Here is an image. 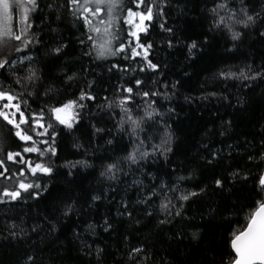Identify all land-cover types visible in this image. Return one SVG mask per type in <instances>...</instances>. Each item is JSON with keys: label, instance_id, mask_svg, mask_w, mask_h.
Segmentation results:
<instances>
[{"label": "snow or ice", "instance_id": "6c2138e0", "mask_svg": "<svg viewBox=\"0 0 264 264\" xmlns=\"http://www.w3.org/2000/svg\"><path fill=\"white\" fill-rule=\"evenodd\" d=\"M257 2L196 0L191 10L199 9L207 21V33L227 36L236 47L244 30L254 29L257 24L264 26V2L256 11ZM189 3L190 0H0V121L8 129L7 133L0 131V204L39 202L50 192V186H55L54 178L61 170L73 176L83 170L99 169L101 187L88 196L85 205L92 208L97 201H107L106 214L99 220H84L73 202L65 205L59 216L43 218L46 234L55 239L73 215L83 220L71 228V243L87 264H107V256H115L104 245L101 234L118 232L116 221L140 225L139 217L150 220L160 215L163 218L157 221V228L161 230L178 220L190 223L195 217L187 215L186 203L191 204L193 198L207 196L210 191L231 193L238 184L247 186L249 181L252 198L245 225L226 233L225 248L219 254L209 245L207 253L211 255L206 253L198 264H264V126L253 134V139L232 143H225L231 139V120L223 121V130L218 133L214 127L208 128L206 136L218 134L225 141L216 147L202 144L205 155L200 160L210 175L208 183L198 186V190L182 187L191 174L174 176L180 171L175 166L158 168L156 173L148 170L160 159L167 164L170 154H175V136L169 121L177 115L171 105L181 85L180 80L164 78L162 68L167 65L156 61L160 45L151 37L154 33L167 34L161 41L167 49L183 43L186 59L196 58L209 42V35L205 34L202 41L184 38L178 28L168 26L172 10L184 15ZM69 18L70 23H65ZM62 27L75 29L78 34L66 40ZM259 36L264 38V31ZM70 48L79 49L78 58L71 64L59 65L61 75H46L43 65L49 60L61 61ZM85 58L88 65L83 63ZM77 64L79 71L73 72ZM96 67L109 74L107 80L103 73L95 72ZM113 76L115 82H110ZM214 79L223 85L222 91L202 93L198 99H216L232 107L229 82H233L232 87L239 82V87L251 91L255 81L264 82V63L225 64L214 73ZM73 83L77 90L70 93L69 87H56ZM101 92L110 94L101 97ZM184 99L190 103L197 98ZM36 100L41 103L33 109ZM237 106L245 105L237 98ZM86 117L87 145L79 138L72 144L73 154L80 158L56 163L60 159V137L77 131ZM108 124L112 126H99ZM98 140L110 146L100 155L90 151ZM129 190L135 191V200L127 195ZM218 214L219 208L209 205L207 213L199 215L201 221L211 223ZM14 229L13 224L9 230L12 237L17 235ZM42 230V226L31 228L33 233ZM191 236L203 240L199 231ZM168 239L182 244L185 228L174 231ZM121 242L123 247L118 251L123 255L114 258L113 264H172L165 256L157 258L147 241L131 245L130 236L122 235ZM35 260L34 255L27 256L29 264Z\"/></svg>", "mask_w": 264, "mask_h": 264}, {"label": "trees", "instance_id": "16d2710c", "mask_svg": "<svg viewBox=\"0 0 264 264\" xmlns=\"http://www.w3.org/2000/svg\"><path fill=\"white\" fill-rule=\"evenodd\" d=\"M262 2L264 0H258L254 10L259 11ZM195 3L196 0H190L189 10L184 15H179L173 9L168 20V26L178 28L180 30L178 34L184 38L202 41L205 34L209 35V42L203 45V51L199 52L196 58L186 59L187 49L184 48L183 43L172 49H167L161 43L167 38V34L156 35L154 33L151 37L160 45L156 49V61L167 65L166 68H162L165 73L164 78L169 81L180 80L181 85L177 96L174 97V103L171 105L176 108L177 115L169 121L175 136L172 144L175 154H170L167 164L163 159H160L148 170L156 173L158 168L164 170L175 166L180 171L173 173L174 176H189L191 174L189 179L182 182V187L190 190H198V186L208 183L210 172L202 167L203 162L200 160V156L205 155L202 144L208 143L210 147H216L221 141H225V137L218 134L206 136L205 133L208 128L214 127L215 132L218 133L223 130L221 128L222 122L231 120L232 128L229 132L231 139L225 143H232L245 138L253 139V134L261 131L262 126H264V82L262 81H255L251 86V91L239 87V82H235L237 87H232L233 82H229L232 107L225 106L216 99L209 101L198 99L202 93H219L222 91L223 85L214 79V73L223 65H242L244 63L260 65L264 63V38L259 36V32L264 31V26L257 24L254 29L244 30L245 34L242 40L237 42L236 47H233L232 41L227 36L220 33H207L208 24L199 14V9L191 10ZM65 23H70V18ZM62 32L66 40L73 39L78 34L75 29L68 31L63 27ZM229 48H232L231 52L227 51ZM78 55V48H70L66 57L62 58L61 61H47L43 65L45 74L61 75L59 65L71 64L78 58ZM83 63L88 65L89 60L85 58ZM79 68L80 65L77 64L76 67L72 68V71L78 72ZM94 70L96 73H103L105 80L108 79L109 74L104 73L102 67H96ZM185 73L188 75L185 76ZM87 79H93V76H88ZM110 82H115L114 76ZM56 87L61 88V90L64 87H69V93L77 90L75 83L71 86L57 84ZM108 94L110 93H100L101 97ZM185 96L197 99L189 103L185 101ZM237 98L245 106H237ZM57 99H63V96H58ZM40 103V100H36L32 103V108H38ZM168 106L167 103L164 104L165 108ZM93 111H95V106H93ZM99 126L111 127L112 125ZM88 128L89 120L86 117L77 131L71 135L60 137V159L56 163H62L65 159L80 158L73 154L75 150L72 149V144L75 142V138H79L81 143L87 145ZM0 131L4 133L8 131L3 121H0ZM256 139L258 141L259 137ZM124 143H127L126 137ZM108 147L110 146H106L103 140H98L93 142L90 151L100 155ZM96 163L99 164L100 161H96ZM66 171H60L54 178L55 186H50V192L45 193L44 198L39 202L21 200L8 205L0 204V264H29L28 255L36 257L34 264H61V260L62 264H87L86 259L77 255L75 247L71 243V228L76 224L83 223V220H79L76 215H73L67 221V227L62 232L57 233L59 238L55 239L46 234L47 225L43 218H51L53 215L59 216L65 205L75 202L77 210L82 211L84 220H99L108 212L109 206L107 201H97L92 208H87L85 205L88 196L101 187L98 182L99 169L95 172L83 170L81 174H74L73 176H67ZM250 189L251 181L247 186L238 184L236 188L231 190V193L225 192L220 195L210 191L207 196L193 198L191 204L186 203V208L187 215L195 217V220L190 223L178 220L174 224L162 226V230L157 228V221L163 218L160 215L150 220L141 216L139 217L141 219L140 225H130L127 221L121 224L116 221L115 226L118 228V232H113L111 235L101 234V239L108 251L115 254V256H107V264H113L114 258L123 255L118 251L119 248L123 247L122 235L130 236L131 245L147 241L149 246L156 251L157 258L165 256L172 260V264H198L207 253L209 245L215 249L216 254H219L225 248L226 233L232 228L245 225V215L249 211L248 205L252 198ZM127 195L132 200L136 199L134 190H129ZM209 205L218 207L219 214L211 223H205L201 221L199 214L201 212L207 213ZM112 211L114 214L115 209L113 208ZM223 217L229 219L224 220ZM13 224L17 233L15 237L9 235V230ZM33 226H42L43 230L39 233H33L31 232ZM181 227L185 228V239L182 244L177 245L168 237ZM196 231L203 235V240L192 238L191 233ZM69 248L72 250L68 251ZM168 253L171 255L169 256ZM207 254L211 255V253Z\"/></svg>", "mask_w": 264, "mask_h": 264}]
</instances>
